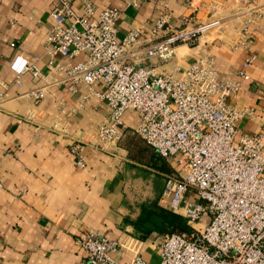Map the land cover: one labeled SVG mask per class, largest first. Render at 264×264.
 Here are the masks:
<instances>
[{
    "label": "crops",
    "instance_id": "crops-1",
    "mask_svg": "<svg viewBox=\"0 0 264 264\" xmlns=\"http://www.w3.org/2000/svg\"><path fill=\"white\" fill-rule=\"evenodd\" d=\"M70 1L81 10V0ZM92 1L97 12L106 7L120 10V39L135 28L141 30L139 43L125 54L136 66L162 73L186 68L201 54L212 56L221 79L241 83L228 103L250 110L238 123V135L264 132V20L254 27L250 49L231 46L240 25L232 17L250 4L264 9V0H196L197 23L220 17L227 26L193 44L181 43L167 60L148 56L147 49L186 27L194 11L187 0H142L139 6L128 0ZM54 2L0 0V264H85L87 254L79 238L90 231L121 244L113 253L120 262L136 254L156 262L163 235L153 232L140 240L128 220L138 217L137 204L146 199L160 196L167 208L165 179L176 170V162L157 156L133 134L140 121L136 111L124 115L129 131L122 140H99L97 127L111 112L98 95L105 84H73L69 78L66 67L84 61L85 52L70 59L50 56L47 35L54 25ZM164 16L167 24L154 33ZM250 52L257 58L241 77ZM20 53L36 63L39 77L27 71L18 78L11 70ZM37 91L40 97L34 95ZM73 146L80 148L85 167L77 165Z\"/></svg>",
    "mask_w": 264,
    "mask_h": 264
},
{
    "label": "built area",
    "instance_id": "built-area-1",
    "mask_svg": "<svg viewBox=\"0 0 264 264\" xmlns=\"http://www.w3.org/2000/svg\"><path fill=\"white\" fill-rule=\"evenodd\" d=\"M81 1L78 11L70 0H55L50 11L54 25L47 35L49 54L69 59L80 52L87 54L66 71L73 84L104 82L105 90L98 95L111 112L98 125L97 136L105 144L122 139L128 128L127 111L139 113L135 131L158 156L176 162L163 192L167 208L183 215L193 227L191 233L163 236L156 262L139 254L120 262L113 256L121 248L117 240L87 232L79 238L87 254L85 264H264V132L238 135V123L250 110L228 103L227 98L240 90L241 83L221 79L215 59L208 54L199 55L186 68L162 73L126 61V51L139 43L141 30L135 28L120 39L119 9L97 12L92 0ZM195 1L187 0L194 11L186 27L152 44L148 56L170 59L181 43L193 44L226 28L227 22L220 17L197 23ZM128 2L139 6L142 0ZM232 18L240 25L231 46L250 49L264 9L250 4ZM166 24L165 16L157 20L154 33ZM256 58L255 53L248 54L241 77ZM10 68L18 78L27 71L40 75L36 63L22 53ZM41 94L34 92L36 97ZM72 152L77 165L85 167L80 148L73 146ZM204 213L209 221L200 227L197 223Z\"/></svg>",
    "mask_w": 264,
    "mask_h": 264
},
{
    "label": "trees",
    "instance_id": "trees-1",
    "mask_svg": "<svg viewBox=\"0 0 264 264\" xmlns=\"http://www.w3.org/2000/svg\"><path fill=\"white\" fill-rule=\"evenodd\" d=\"M128 131L129 128L126 129L124 136ZM133 134L141 138L135 130H133ZM148 146L151 147L150 145ZM137 206L140 208V214L135 220H128V222L134 227L135 237L140 240H147L153 232L166 236L174 232L191 233L193 231V227L188 223L187 218L168 210L160 204V196L139 202Z\"/></svg>",
    "mask_w": 264,
    "mask_h": 264
},
{
    "label": "rangeland",
    "instance_id": "rangeland-1",
    "mask_svg": "<svg viewBox=\"0 0 264 264\" xmlns=\"http://www.w3.org/2000/svg\"><path fill=\"white\" fill-rule=\"evenodd\" d=\"M209 221V217L207 213H204L201 220H199V222L197 223L198 226L203 227L204 224H206Z\"/></svg>",
    "mask_w": 264,
    "mask_h": 264
}]
</instances>
